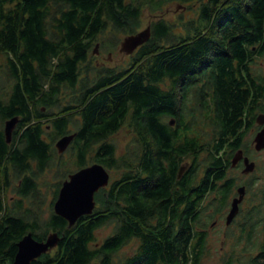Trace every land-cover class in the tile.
Returning <instances> with one entry per match:
<instances>
[{"label": "trees", "instance_id": "trees-1", "mask_svg": "<svg viewBox=\"0 0 264 264\" xmlns=\"http://www.w3.org/2000/svg\"><path fill=\"white\" fill-rule=\"evenodd\" d=\"M199 1L185 33L165 17L152 21L149 40L116 68L90 54L109 30H140L139 0H0V264H13L29 231L60 235L31 264L203 263L210 222L236 194L232 158L239 149L251 155L253 111L264 108V0ZM15 115L9 141L5 123ZM125 126L133 138L118 151L111 136ZM69 133L60 152L56 141ZM94 162L118 176L96 191L93 212L69 225L54 203L69 173ZM53 166L52 210L42 217L39 178ZM10 187L22 196L11 204ZM261 193L228 226L222 264H264ZM107 224L112 231L99 238ZM133 241V252L117 257Z\"/></svg>", "mask_w": 264, "mask_h": 264}, {"label": "rangeland", "instance_id": "rangeland-1", "mask_svg": "<svg viewBox=\"0 0 264 264\" xmlns=\"http://www.w3.org/2000/svg\"><path fill=\"white\" fill-rule=\"evenodd\" d=\"M139 1L142 5L141 15H140L141 16L140 29L145 28L149 23H152V21L160 17H165L170 23L173 24V29L175 33L177 34L185 33L186 28L184 23L199 16V6H200L199 0L185 1V2L180 0H164L161 3V6H155L151 4L148 0H139ZM126 35L127 34L125 31H118L115 34L111 30L107 31L104 35H102L101 42L95 41L94 43L95 46H93L95 50H93L90 54L91 61L94 64L96 63L106 67L120 68V67L128 66L129 63L132 61V55L134 54L136 49L132 53H127L121 50V42ZM103 40L106 42L108 47L104 45ZM112 42H115V44L112 45ZM97 47L98 49L96 51ZM98 53L100 54L98 55ZM259 59L261 61V64H263V69H264V57H261ZM2 64H3L2 59H0V79L3 78V74H2L3 68L1 67ZM258 111H261V109H258ZM256 131L257 128L252 129L247 135V139H248L247 143H250V154H251L250 159L256 162L254 170L250 172L244 171L245 164L243 162V159L239 160V161L242 160L241 165H238V163L232 165L231 163L232 166L236 167L235 169H231V175H235L238 181V185L235 187V192L239 194V188L237 189V187L239 185L241 186V184L243 183L246 184L247 181L251 182L253 180V182L250 183L253 187L252 188L250 187V189L245 190L243 199L240 201L241 204L239 203L240 204L239 208L241 209L240 211L241 213L238 214L237 212V214L235 215L236 220H240L244 216V214L248 212V208L252 206L254 203L258 202L259 197L262 194L261 191L264 190V146L260 148H256V143L254 140ZM132 138H133V133L129 126H125L121 128L118 132L114 133L111 136V140L114 141L115 144L117 145L118 151H121L123 148L127 147L128 142ZM248 146L249 145L247 144V147ZM55 167L56 166L51 167V169L47 170L39 178V189L41 190L40 193L41 200L39 202L42 201L41 202L42 209L39 208L38 212L41 213L42 217L48 216L52 210V199H53L52 184L56 181L55 174L57 171ZM118 172L119 171L117 170H113V172H111L110 175L113 178L117 177ZM13 187H10L7 191L9 204L13 202L14 197L16 198L20 197V195L16 192V190ZM233 195L229 198L230 202L232 200ZM37 203L34 202L33 204L32 202L29 201V198L24 199L25 205L31 204L30 206L34 207L35 209H38ZM230 205L231 204L225 207V211L223 214L218 213L217 218L212 220V222H210V225L212 224V226L210 227L212 228L209 232L207 251L204 254L202 264H222L224 256L227 255L228 252L231 250L233 237L229 236L228 226L231 225L229 227H232L234 223L232 224L231 222L227 223V215L231 208ZM111 231H112L111 224L104 225L98 230V236L99 238H103ZM135 247H136L135 241L127 244L126 246L123 247V249L120 250L117 257L121 258L126 256L127 254L132 253ZM240 249L241 247L238 248V251ZM252 250L250 251L252 252ZM256 251L257 250L254 249L255 253ZM244 256L248 257L249 252L244 253Z\"/></svg>", "mask_w": 264, "mask_h": 264}, {"label": "water", "instance_id": "water-1", "mask_svg": "<svg viewBox=\"0 0 264 264\" xmlns=\"http://www.w3.org/2000/svg\"><path fill=\"white\" fill-rule=\"evenodd\" d=\"M152 34L151 23L145 28L137 32L127 34L121 42V50L132 53L141 44L149 40ZM98 46V44H97ZM98 47L96 48L97 51ZM95 50V49H94ZM260 123L264 122V113L258 117ZM19 120V116L15 115L7 119L5 123V134L7 140H11L13 130ZM174 123V120H171ZM75 133H69L61 136L56 141V146L60 152L64 151L74 138ZM256 148L264 146V127L255 135ZM243 149H239L232 159V165L244 159V171L250 172L254 170L256 162L251 160L248 155L243 158ZM188 167V163H184L180 167L179 178L182 177L184 171ZM110 180L109 170L101 163L94 162L85 165L75 171L69 173L64 179L59 191V195L54 203L55 212L64 216L69 221V225L74 224L83 214L92 213L95 206V193L101 187L108 185ZM245 186L239 187V195L234 197L232 206L227 215V223L231 222L239 211V203L243 199ZM60 235L57 231L50 232L46 239L40 240L34 236L32 231L27 232L20 240L16 242L17 250L14 256L13 264H31V262L39 257L42 253L51 250L59 242Z\"/></svg>", "mask_w": 264, "mask_h": 264}, {"label": "flooded vegetation", "instance_id": "flooded-vegetation-1", "mask_svg": "<svg viewBox=\"0 0 264 264\" xmlns=\"http://www.w3.org/2000/svg\"><path fill=\"white\" fill-rule=\"evenodd\" d=\"M99 54H100V53H98V55H99ZM98 65H99V64H98ZM100 66H101V65H100ZM252 91H254V87L252 88ZM257 111H258V110H254V111H253V115H256V117H255V125L251 128V130L257 128L256 133H257L260 129H262V128L264 127V122H263V123H260V122L258 121V118H257L260 114H263V113H264V108H263V109L261 108V111H258V112H257ZM255 135H256V134H255ZM62 152H63V151H62ZM245 155H246V154H245V152L243 151V157H244ZM247 155L250 157L249 154H247ZM243 157H242V158H243ZM241 161H242V160H241ZM241 161H239L238 164L240 163V165H241V164H242ZM243 162H244V159H243ZM90 164H92V163H90ZM88 165H89V164H88ZM78 169H79V168H78ZM76 170H77V169H76ZM74 171H75V170H74ZM19 182H21V180H19ZM249 183H250V181H247L246 184L243 183V184H241V185H244L245 188H246L245 190H248V184H249ZM239 186H240V185H239ZM239 186L237 187V189L239 188ZM18 194H19V193H18ZM19 195H20V197H22L21 194H19ZM236 195H239V194L236 192V194L233 195L232 200H231V202H230V204H231L230 206H232V201H233L234 197H236ZM17 198H19V197H17ZM14 199H16V197H14ZM13 202H14V200H13ZM240 204H241V203H240ZM240 204H239V206H240ZM239 211H241L240 208H239ZM216 218H217V217H216ZM216 218H214V219H216ZM24 235H25V234H24ZM24 235H23V236H24ZM23 236H22V237H23ZM22 237H21V238H22ZM21 238H20V239H21ZM20 239H19V240H20Z\"/></svg>", "mask_w": 264, "mask_h": 264}]
</instances>
